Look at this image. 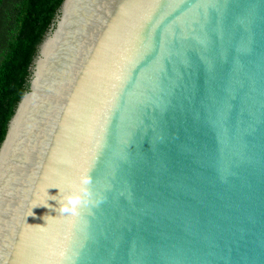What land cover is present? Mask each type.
Segmentation results:
<instances>
[{"label":"water","instance_id":"water-1","mask_svg":"<svg viewBox=\"0 0 264 264\" xmlns=\"http://www.w3.org/2000/svg\"><path fill=\"white\" fill-rule=\"evenodd\" d=\"M0 264H264V0H64L0 148Z\"/></svg>","mask_w":264,"mask_h":264},{"label":"trees","instance_id":"trees-1","mask_svg":"<svg viewBox=\"0 0 264 264\" xmlns=\"http://www.w3.org/2000/svg\"><path fill=\"white\" fill-rule=\"evenodd\" d=\"M64 0H0V148Z\"/></svg>","mask_w":264,"mask_h":264},{"label":"clouds","instance_id":"clouds-1","mask_svg":"<svg viewBox=\"0 0 264 264\" xmlns=\"http://www.w3.org/2000/svg\"><path fill=\"white\" fill-rule=\"evenodd\" d=\"M84 183H87V181H85ZM72 195L78 196L79 193H73ZM68 203H70L73 206V208H74L75 206L78 205L79 201L77 199H72V200L68 201ZM62 211H65L66 212V211H68V209L67 208H64V209H62Z\"/></svg>","mask_w":264,"mask_h":264}]
</instances>
